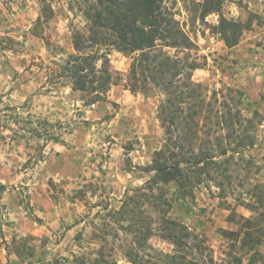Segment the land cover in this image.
<instances>
[{"label":"rangeland","instance_id":"rangeland-1","mask_svg":"<svg viewBox=\"0 0 264 264\" xmlns=\"http://www.w3.org/2000/svg\"><path fill=\"white\" fill-rule=\"evenodd\" d=\"M84 3L0 0V264H264V0H161L192 42L162 51L175 81L196 65V137L166 134L150 80L129 89L136 52L100 47L110 85L72 89L62 66ZM221 17L242 26L233 46ZM161 149L180 183L148 177Z\"/></svg>","mask_w":264,"mask_h":264},{"label":"trees","instance_id":"trees-1","mask_svg":"<svg viewBox=\"0 0 264 264\" xmlns=\"http://www.w3.org/2000/svg\"><path fill=\"white\" fill-rule=\"evenodd\" d=\"M220 4V1H217L215 6L207 7L205 11H218ZM81 9L87 21V28L85 31L74 32V52L62 66L64 77L70 81L72 89L95 92L108 88L111 83L109 61L107 52L99 54L100 47L113 48L126 54L136 52L138 54L133 58L129 70V89L132 92L138 89L144 92L145 83L150 80L165 95L159 105V113L163 125L165 123L166 134L175 128L182 132L184 130L183 134L192 133L196 137L198 124L193 117L201 114V110L197 109H200L203 103L196 92L197 85L190 80V69L196 68V65L188 64L186 77L177 78L175 81L174 78L179 75L180 61L162 51V47L191 50L192 42L173 17L163 10L161 0H85ZM241 29L239 23L221 17L220 33L227 46L238 42ZM157 48H160L158 54L154 53ZM158 55H162L159 60ZM101 58L103 63L97 68L96 61ZM188 119L192 122H186ZM164 151L161 149L155 152L152 173L148 177L155 184L167 183L172 179L180 183L182 169L176 167L173 170L170 166L162 164ZM0 188H3L2 184ZM153 198L155 204L156 201L163 205L167 203L165 199L161 201L162 196ZM156 208L159 209L158 204ZM163 222L167 237L178 245L183 243L182 238L176 234V231L181 229L178 223L168 218H164Z\"/></svg>","mask_w":264,"mask_h":264}]
</instances>
